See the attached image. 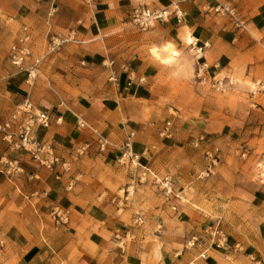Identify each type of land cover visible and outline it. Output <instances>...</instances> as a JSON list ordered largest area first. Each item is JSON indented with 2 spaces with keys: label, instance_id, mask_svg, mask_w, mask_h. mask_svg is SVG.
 <instances>
[{
  "label": "crops",
  "instance_id": "1",
  "mask_svg": "<svg viewBox=\"0 0 264 264\" xmlns=\"http://www.w3.org/2000/svg\"><path fill=\"white\" fill-rule=\"evenodd\" d=\"M217 5L236 21L229 23ZM138 6L171 14L139 32L129 17ZM23 26L31 33V55L20 70L8 53ZM251 30L264 34V0H0V117L25 120L18 111L25 99L48 112L50 126H34L32 134L66 163L48 169L0 140V155L23 168L13 178L0 171V264H264V224L255 226L253 215L225 216L226 242L202 259L206 206L176 200L174 211L155 185L138 180L147 168L172 173L177 187L190 182L187 153L197 141L188 120L173 121L170 135L163 134L154 96L170 91L160 84V72L176 59L162 64L149 49L171 46L186 73L204 64L205 74L216 75L256 51ZM186 34L207 43L199 58L185 44ZM51 37L70 40L28 77ZM129 132L137 168L117 161ZM97 135L109 142L104 151ZM196 237L201 245L191 246Z\"/></svg>",
  "mask_w": 264,
  "mask_h": 264
},
{
  "label": "rangeland",
  "instance_id": "2",
  "mask_svg": "<svg viewBox=\"0 0 264 264\" xmlns=\"http://www.w3.org/2000/svg\"><path fill=\"white\" fill-rule=\"evenodd\" d=\"M227 17L229 23L236 21L234 14ZM251 33L259 41L256 51L236 58L216 75L204 73L201 80L193 70L186 73L181 69L179 61L184 58L175 51L178 56L168 72H160L164 76L160 84L170 91L154 96L165 125L177 120L195 123L196 145L187 153L192 178L176 189L183 204L206 206L201 209L207 216L203 231L207 244L210 227L217 220L227 237L223 224L229 214L239 217L249 213L255 226L264 224V34ZM188 35L185 44L191 40L186 39ZM152 49L149 53L154 57ZM157 50L165 56L163 48ZM207 59L212 61L209 55ZM254 62L258 63L255 68L251 67ZM166 174L174 178L172 173H159Z\"/></svg>",
  "mask_w": 264,
  "mask_h": 264
},
{
  "label": "built area",
  "instance_id": "3",
  "mask_svg": "<svg viewBox=\"0 0 264 264\" xmlns=\"http://www.w3.org/2000/svg\"><path fill=\"white\" fill-rule=\"evenodd\" d=\"M224 10L229 15H233L232 11L229 8L224 6L217 5L215 11ZM176 12V11H175ZM171 12L167 8H150L147 6H138L131 10L129 17L130 23L140 31H147L151 29L156 23L166 21ZM70 40L61 39L59 37H51L43 51V53L33 61L32 67L28 68V77H34L32 72L35 70V66L42 60L45 56L54 53L60 49L63 43ZM31 42V33L28 30V27L23 26L21 33L15 38V41L11 44L8 60L12 66L22 70L24 68L25 62L31 55L29 43ZM187 45L194 50V55L199 58L204 49L207 47V43L198 45L193 39L187 42ZM30 69V70H29ZM206 66L204 64L198 66L195 71V78L198 80L203 79ZM219 85V83H218ZM18 111L25 115V120L20 121L19 123L13 124L11 120H2L0 117V140L7 144L8 148L13 150H23L29 157L38 163L41 166H44L48 169H53L56 165H61L66 167V163L62 162L58 156H56L52 148L45 143L38 141L35 136L32 134V128L34 126L49 127L51 124L50 115L44 110H40L34 107L30 100L25 99L18 107ZM83 125V124H81ZM171 125L166 123L163 130V134L170 135ZM134 136L133 132H129L126 140L121 146V153L117 161L122 165H129L133 168L139 166L137 156L132 152L130 147V140ZM203 138L200 137V140ZM96 146L99 151H104L108 146L109 142L106 138L97 135L95 139ZM89 144H86L83 149H86ZM207 156H211L209 152H206ZM0 171L7 177L13 178L17 177L23 173V168L20 165L17 159L8 158L5 155H0ZM138 180L140 183L149 181L151 184L155 185L163 201L168 204L172 210L176 211V205L174 202L180 200L179 192L176 189L175 180L171 175H162L160 176L156 172L144 168L139 170ZM129 192L127 191V194ZM122 199L126 200V197ZM54 217L61 220L62 213L59 209H54L52 211ZM139 218L135 220L138 222ZM220 220L210 227V238L207 246L198 254L199 258H206V252L212 246L218 247L222 246L226 242V237L224 236L222 230L219 228ZM191 246L201 244L196 238H192L190 242ZM5 247L4 238L0 235V254L3 252ZM195 264V263H190Z\"/></svg>",
  "mask_w": 264,
  "mask_h": 264
},
{
  "label": "bare ground",
  "instance_id": "4",
  "mask_svg": "<svg viewBox=\"0 0 264 264\" xmlns=\"http://www.w3.org/2000/svg\"><path fill=\"white\" fill-rule=\"evenodd\" d=\"M186 39H190V37L187 36ZM187 41H188V40H187ZM190 41H191V40H190ZM170 47H171V46H167V45L162 47L163 50L167 52V55H166V53H165L166 56H160V53H159L158 50L155 49V48L152 49V53H153V55H154L155 58L160 59L164 64H170V63H172V62L176 59V57L178 56V54H177L174 50H172ZM152 53H151V54H152ZM174 62H175V61H174Z\"/></svg>",
  "mask_w": 264,
  "mask_h": 264
}]
</instances>
